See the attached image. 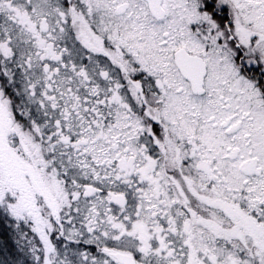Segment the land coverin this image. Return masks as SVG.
Listing matches in <instances>:
<instances>
[{"label":"rangeland","instance_id":"obj_1","mask_svg":"<svg viewBox=\"0 0 264 264\" xmlns=\"http://www.w3.org/2000/svg\"><path fill=\"white\" fill-rule=\"evenodd\" d=\"M217 1L231 12L241 44H251L248 65L262 68L264 0ZM77 2L83 11L62 0H0V212L16 230L14 237L2 234L0 264H114L111 251L151 264H264V193L258 189L264 185V102L228 51L217 50L226 36L207 13H197L194 0H163L167 16L161 21L143 0ZM181 47L208 63L201 95L174 65ZM125 57L176 102L167 120L172 135L156 140L168 144L169 156L172 150L179 155L181 174L191 175L170 183L172 192L155 182V193H146V179L157 178L153 171L163 175L149 165L154 154H137L140 146L156 144L120 81ZM221 92L232 100L228 112L236 111L224 128L216 98ZM190 155L197 170L184 163ZM248 163H257L247 166L255 175L240 171ZM206 173L214 174L216 193L202 190ZM88 186L96 191L85 197ZM254 196L262 204L251 209L245 198ZM194 203L202 221V204L227 209L233 218L217 213L210 227L196 226ZM180 204L190 213L179 226L169 215ZM202 232L217 240L205 242ZM230 236L236 257L226 255ZM190 248L214 253L181 260L179 251Z\"/></svg>","mask_w":264,"mask_h":264},{"label":"flooded vegetation","instance_id":"obj_2","mask_svg":"<svg viewBox=\"0 0 264 264\" xmlns=\"http://www.w3.org/2000/svg\"><path fill=\"white\" fill-rule=\"evenodd\" d=\"M224 9V8H223ZM222 10L218 11V14H223L224 17H226L224 23V29L220 28V30L222 31V34L224 36H226V42L221 43L220 45H218L220 48H218L217 50H219V52L227 50V54L231 55V57L229 58L231 61H233L236 65H238L240 73L243 74V71L245 74L249 75L251 78V80L255 81L254 78H258L255 83H256V88L257 91H259L260 93V97L262 96L261 100L262 102H264V89H260V87L258 86V82L262 83V86H264V65H262V68L259 66H255V65H248V61L251 60L252 54H251V44L248 45H244L241 44V41H239L238 36L239 33H237L235 27H232L233 23H231L232 21V15L229 16V13ZM216 50V51H217ZM93 51V50H92ZM218 52V51H217ZM219 54V53H218ZM217 54V55H218ZM203 57V56H202ZM204 58V57H203ZM205 60V58H204ZM206 61V60H205ZM208 66V63L206 62V67ZM208 67H207V74H206V78H205V82L206 79L208 78ZM156 81V80H155ZM205 84V83H204ZM167 84H165L166 86ZM258 86V87H257ZM205 87V85H204ZM154 93H153V100L154 101H148V102H139L141 107H140V111L142 112V116L138 114L137 109L135 112L136 116L141 118L140 120L144 123L145 127H148V133H150V139H151V143L156 144V145H150L149 148L143 149V147L140 146L139 151H137V154H142V153H152L154 154V157L156 161L154 163L151 162V164H149L152 168L155 167H160V172L162 173L161 175H163L162 178L159 177L158 172L157 171H153L154 175L157 176V178H155L156 181L152 180V178H147L145 185L146 187H148V191L146 193H155L156 191V186H154V183H161L164 182L165 183V191L168 192H172V189L174 188V186H170V183H177V185L179 183H182V177L184 176L185 178L189 177L191 175H189L187 172H184V174L182 175L181 172H183V167L184 164L182 165V162L180 160L179 155H177L176 153H174L175 151L172 150V156H169L168 154H166L167 152V148L169 147L168 144H161L158 145L156 142V140H160L163 138V136L166 138V136H170L172 135L171 131H169V125H171V122H168L167 120H169L168 118H170V116H174L176 114V110L174 108L175 105V101L172 100H167V94L165 91L159 90L158 87L155 86L154 89ZM229 91V90H228ZM205 92H206V88H205ZM231 92V90H230ZM160 94V95H159ZM259 95V94H258ZM216 98L218 99V107H219V114H220V120H221V127L224 128L225 126H227L228 124H230L234 118V116L236 115V111H231L228 112L231 108V103L232 100H228L227 101V96L224 95V93H219ZM258 98V97H257ZM256 98V99H257ZM259 100V99H258ZM179 103L182 104V110L186 108V104L184 103V101H180ZM260 103V102H259ZM226 104H229V106H225ZM250 104V103H249ZM227 111V112H226ZM133 112V113H135ZM184 112H186V110H184ZM211 119V118H210ZM154 127L158 128V133H160L159 129L161 128V133L160 134H156L154 132ZM240 125H235L234 130L228 129V131H238ZM163 133V134H162ZM248 133H244V137L245 140L248 139V136H246ZM252 134V132H251ZM232 137H235V135H233ZM171 138V137H170ZM231 142H236L233 138H230ZM191 154V153H190ZM173 158V160H172ZM225 159L227 157H224ZM172 160V164L173 165H168L166 164V160ZM194 161H197V159H194ZM190 163L193 162V156L191 157V155L189 156L188 160L184 161V163ZM148 163V162H147ZM189 165V164H188ZM199 165V164H198ZM192 166L194 167L195 170H197V163L195 162V164ZM248 167H253L255 166V168H257V163H248L247 165L244 166V168ZM154 167V169H155ZM158 170V169H157ZM191 171V170H190ZM241 172H243L246 176H251V175H255L252 173L251 169H244V170H240ZM261 168L258 169V175H262ZM160 174V173H159ZM214 175V174H213ZM212 175L211 179L209 178V176H211L210 174L206 173V174H202V177L205 179V187L202 188V190L204 189V191L207 189L209 191H212L214 193H216L215 186L216 184L214 183V181L216 180V178H214ZM214 178V180H213ZM154 179V178H153ZM142 182V179L139 181V183ZM204 182V180H203ZM258 189L260 190V192H262V194L264 193V185L262 183H259L258 185ZM96 191V190H95ZM258 196H259V192ZM248 195V193H246ZM81 195V194H80ZM84 195V194H82ZM194 197V196H193ZM195 199V198H194ZM246 202H248L247 204L251 205V209H255L256 207H258V205L262 202L261 200L259 201V199L257 197H253L250 198V202L249 199L245 198ZM197 201V199H196ZM196 201H194L196 203ZM190 203V202H189ZM194 203V205L196 206V210H198V206ZM262 204V203H261ZM178 209V205H175ZM204 206V217H203V221L202 216L199 215V213L196 211L195 214H197L199 216V222L196 223L197 225H200L201 227H207V225L210 227L211 223L210 222H218L217 221V217L215 216L217 213H223V215L225 214L226 216V220L228 221L231 217L233 218V216L228 215L227 209L225 210H219L215 207H212L210 204L208 205H203ZM180 210H176L173 207H170V217L172 218L173 222H177L179 220V226L181 223H183V221L186 219V215H188L190 212L188 210H185L184 206L182 204H180ZM217 209V210H216ZM221 209V208H220ZM222 215V216H223ZM228 217V219H227ZM177 226V225H176ZM22 230L23 227H22ZM182 230V229H180ZM183 231V230H182ZM197 235H199L201 237V233H197ZM144 238H147V234H144ZM143 238V239H144ZM202 238L205 239V242H208V240L211 238V240H217L216 237L213 236V234H208L206 237H204V233L202 232ZM229 243H228V247H229V252L226 254L227 257L230 256H235L237 255V250L234 247V239L230 236L229 237ZM186 247H188V244L185 245ZM167 245H162V248L166 249ZM184 247V246H182ZM185 247V248H186ZM189 248V247H188ZM214 248V247H213ZM191 249V248H190ZM188 249L187 253H182L179 251V258L182 260V258L191 260V256L194 255V252H196V259L199 258H203L204 255L206 254H213V250L212 252L207 251L206 249H202L199 248L197 251H194L193 249ZM187 250V249H186ZM214 251H216V249L214 248ZM116 253H121V254H125L128 255L129 257H131V261L133 262V264H151L148 263L149 261L145 260H140L136 258V255L131 253V252H119V251H111L109 254L112 257V259L115 260V262H113L114 264H126L125 262H120L117 257L115 256ZM27 261L31 262L32 261V256L27 255ZM199 261V260H198ZM180 264H182L180 262Z\"/></svg>","mask_w":264,"mask_h":264},{"label":"trees","instance_id":"obj_3","mask_svg":"<svg viewBox=\"0 0 264 264\" xmlns=\"http://www.w3.org/2000/svg\"><path fill=\"white\" fill-rule=\"evenodd\" d=\"M64 5L67 6L68 8H73L75 10L83 11L81 8V4L79 5L77 0H62ZM191 1V0H190ZM197 6V13L199 14H204L207 13V17L210 18L212 21V24H214L215 28L219 31L220 28L224 29V21L226 17L223 16V14H218L219 10H222L223 8L225 9L226 7H223L224 4L222 5V1H217V0H194ZM223 9V11H224ZM227 12V10L225 9ZM231 14V12H228ZM229 14V16H230ZM73 19V18H72ZM86 19V16H85ZM74 20V19H73ZM87 20V19H86ZM80 24V22L78 23ZM77 20H74L73 25L77 26ZM75 28V27H73ZM205 28V27H204ZM75 30V29H74ZM90 46H93V44ZM107 46V45H106ZM95 49L96 47L98 50L101 52L100 48H102L100 45L94 44L93 46ZM104 48V47H103ZM102 48V50H103ZM111 54H114L116 52L115 49L112 48V46H109L108 49ZM123 65H125L126 72H122L120 76V81H122V84L125 88L126 91L129 92L132 101L136 103L137 105V112L139 115L142 116V112L140 111V103L139 102H145L144 100H148L150 98H153V93L154 89L151 86L152 82L149 81L148 79L145 80L143 79L142 73L138 70L139 68L137 65L134 64L132 59L125 57V59L122 60ZM118 67V66H117ZM244 72V71H243ZM258 78H254L256 81ZM137 83L140 85V91L136 90L137 88ZM136 84V85H135ZM260 89H264V86H262V83L258 82ZM6 92L9 94L8 89L6 88ZM161 133V128L159 129ZM154 132L156 134L158 133V128L154 127ZM163 134V133H162ZM13 222L8 221L7 217L0 212V241L3 240L2 234L5 232V234H9L12 237L16 236V230H13ZM2 232V233H1Z\"/></svg>","mask_w":264,"mask_h":264},{"label":"water","instance_id":"obj_4","mask_svg":"<svg viewBox=\"0 0 264 264\" xmlns=\"http://www.w3.org/2000/svg\"><path fill=\"white\" fill-rule=\"evenodd\" d=\"M148 6L150 15L158 20H164L166 18V11L163 8V0H143ZM174 65L178 69L181 77L184 78L190 86V89L194 95H201L205 92L204 83L207 74L206 61L202 56L191 54L185 48H178L173 54ZM91 186H88L84 191V196L89 197L94 192ZM76 195L74 198H76ZM120 197L114 196V200H118ZM115 256L120 262L126 264H133L131 257L125 254L116 253Z\"/></svg>","mask_w":264,"mask_h":264}]
</instances>
